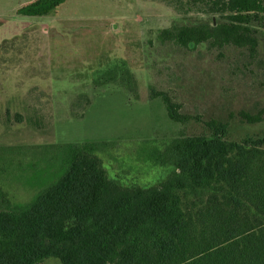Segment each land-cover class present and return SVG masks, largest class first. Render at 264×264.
I'll use <instances>...</instances> for the list:
<instances>
[{
    "label": "rangeland",
    "instance_id": "1",
    "mask_svg": "<svg viewBox=\"0 0 264 264\" xmlns=\"http://www.w3.org/2000/svg\"><path fill=\"white\" fill-rule=\"evenodd\" d=\"M32 1L0 0L5 207L28 203L58 178L66 144H96L109 178L151 186L167 171L144 161L143 147L211 137L212 122L226 126L228 143L264 138V15L251 23L250 53L162 39L163 30L215 20L204 13L207 0H66L43 16L19 15ZM164 97L178 105L179 121Z\"/></svg>",
    "mask_w": 264,
    "mask_h": 264
},
{
    "label": "trees",
    "instance_id": "2",
    "mask_svg": "<svg viewBox=\"0 0 264 264\" xmlns=\"http://www.w3.org/2000/svg\"><path fill=\"white\" fill-rule=\"evenodd\" d=\"M65 1L34 0L17 12L43 16ZM206 6L204 13L215 17L210 24L166 29L162 39L254 53L251 23L264 15V0H207ZM164 102L168 117L179 121L178 105ZM209 127L211 137L143 147L144 161L167 171L151 186L109 178L96 144L60 147L63 167L53 183L28 203L0 202V264H264V138L228 143L226 126Z\"/></svg>",
    "mask_w": 264,
    "mask_h": 264
}]
</instances>
